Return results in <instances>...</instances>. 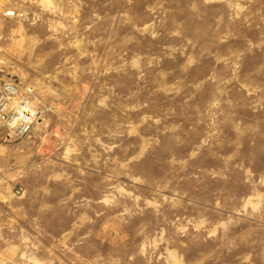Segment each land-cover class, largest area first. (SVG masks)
Returning <instances> with one entry per match:
<instances>
[{
	"label": "rangeland",
	"instance_id": "374dc122",
	"mask_svg": "<svg viewBox=\"0 0 264 264\" xmlns=\"http://www.w3.org/2000/svg\"><path fill=\"white\" fill-rule=\"evenodd\" d=\"M6 83L0 264H264V0H0Z\"/></svg>",
	"mask_w": 264,
	"mask_h": 264
},
{
	"label": "built area",
	"instance_id": "2783aa9c",
	"mask_svg": "<svg viewBox=\"0 0 264 264\" xmlns=\"http://www.w3.org/2000/svg\"><path fill=\"white\" fill-rule=\"evenodd\" d=\"M32 93L33 89L30 87L22 94L20 88L13 83H6L0 89V126L8 129L13 136L27 135L36 121L37 110L31 105Z\"/></svg>",
	"mask_w": 264,
	"mask_h": 264
},
{
	"label": "bare ground",
	"instance_id": "6f19581e",
	"mask_svg": "<svg viewBox=\"0 0 264 264\" xmlns=\"http://www.w3.org/2000/svg\"><path fill=\"white\" fill-rule=\"evenodd\" d=\"M30 88V87H29ZM16 103V102H15ZM31 105H32V107L36 110V106H35V104L34 103H31ZM15 106H17V104H15ZM28 109V108H27ZM28 111H29V109H28ZM43 116V115H42ZM41 116V117H42Z\"/></svg>",
	"mask_w": 264,
	"mask_h": 264
}]
</instances>
